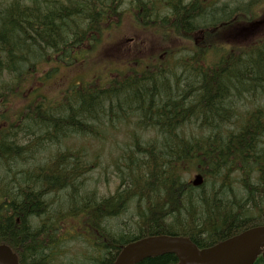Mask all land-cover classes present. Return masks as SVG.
<instances>
[{
	"label": "trees",
	"instance_id": "16d2710c",
	"mask_svg": "<svg viewBox=\"0 0 264 264\" xmlns=\"http://www.w3.org/2000/svg\"><path fill=\"white\" fill-rule=\"evenodd\" d=\"M209 1L224 4L220 0H132L130 10H120L123 0H0V88L18 81L25 75L27 66L32 75H38L39 82L57 73L58 66L72 65L78 50L83 56L92 54L102 33L115 29L124 15L135 17L137 23L145 27L156 26L161 21L166 26L161 33L166 37L170 29L179 30L185 36L196 29V33L202 35L198 27L203 25L211 32L210 36L202 35L210 49L221 46L217 44L219 41L227 44L224 38L231 42L234 34H246V30H240L241 24L237 23L232 24V33H223L204 25V22L214 18L224 20V10L218 4L214 8V2ZM247 4L252 5L249 1ZM138 13L140 16H137ZM110 16L111 22L106 23ZM247 22L249 25L250 20ZM262 38L263 35L248 52H238L239 59L217 54L221 57L214 63L216 68L210 66L212 61L208 66L194 65L196 59L203 58V53L186 54V60L174 63L179 65L176 68L162 66L146 69L140 74V79H133L132 83L122 82L111 90L74 85L72 94L65 92L57 104L48 102L45 107L40 100L42 97L36 94L30 102L32 113L24 114L19 121L18 126L24 129L14 134L11 131L3 137L0 135V176L9 177L13 188L17 186L14 184L16 179L30 189L19 194L20 188L13 192L5 182L1 187L4 193L0 196V212H11L4 216L5 219L0 215V242L10 244L18 252L20 260L17 264H51L54 258L51 245L58 242L53 234L59 230L60 221L69 217L74 219L68 220L88 227L89 236L98 232V241L103 247L102 256L96 259L99 264L115 263L121 246L143 237L182 236L198 251H203L244 229L263 225L264 144L260 142L264 140V104L246 113L241 131L226 132L225 141L219 136L220 125L228 122L223 120L219 123L223 111L235 110L251 96L264 99ZM243 59L244 64L240 65L239 61ZM85 60H80L79 64L85 63ZM134 64L148 66L150 63L147 60ZM45 65L52 66L51 72L37 71V66H42L43 71ZM175 72L180 74L181 79L166 84ZM3 78L7 79L4 85ZM149 88L152 95L147 92ZM138 96L139 106L132 111ZM146 100L150 102L146 109H142L141 102ZM10 104L7 99L0 101V105ZM130 113L141 118L134 123ZM2 114L0 108V119ZM109 118L115 123L111 124ZM130 119L135 138L131 144L124 145V154L112 159L120 166L115 175L118 184L114 193L95 197V201L80 198V195L86 194L79 184L90 177L91 166L79 159L75 151H57L54 159L47 161V167L50 168L49 174L57 176L54 180H65L66 190L67 185L79 186L74 190L78 193L77 199L60 197L57 202L50 203L47 197L51 196L40 198L35 190L41 187L39 176L43 171L40 168H45L46 161L38 162L39 171L37 175H32L34 179L21 180L24 170L20 169L19 175L16 169H31L33 160L26 158L27 153L34 150V143L39 146L33 153V159L37 160L44 155L41 146L46 143L57 144L62 137L71 134L84 137H95L97 134L105 139L106 130L115 127L118 121H122L124 126L129 125ZM189 126L194 129L192 134L186 133ZM148 131L154 135L143 146L139 140ZM13 142L17 143L16 147ZM5 144L14 147L10 150L5 148ZM49 144L46 146L49 147ZM165 156L169 158L163 163ZM94 159L99 160L100 157ZM56 162L72 168L79 166L75 172L59 168L56 171L53 167ZM139 165L144 166L140 174L137 170ZM237 172L240 173L238 193L242 192L244 200L250 204L244 209L235 195L233 180L230 181ZM12 173L15 175L12 176ZM191 173L205 177L201 176L203 182L200 186L186 182L185 176ZM152 176L155 182L150 184ZM130 179L133 188L126 190ZM54 180L47 177L48 183ZM210 180L221 188H208L204 191L207 196L191 195L192 191L203 190ZM4 185L10 190H5ZM132 193L136 198L130 196ZM146 197H158L159 200L157 204L147 203L144 206ZM49 203L57 211L53 214L47 212L42 220ZM131 206L138 207L135 215L137 225L119 230L118 235L110 237L107 244L104 230ZM17 220L19 224H16ZM28 220L31 221L30 229ZM89 236L80 233L65 236L64 240L78 239L67 243L74 252L69 256L72 261L83 258L85 253L76 259V250L90 239ZM28 256L30 259H27ZM137 264L179 262L173 254H163ZM253 264L263 262L258 258Z\"/></svg>",
	"mask_w": 264,
	"mask_h": 264
},
{
	"label": "rangeland",
	"instance_id": "374dc122",
	"mask_svg": "<svg viewBox=\"0 0 264 264\" xmlns=\"http://www.w3.org/2000/svg\"><path fill=\"white\" fill-rule=\"evenodd\" d=\"M134 1V0H133ZM222 2V0H220ZM131 2L132 0H123V4L120 10L126 9V10H130L131 9ZM247 3V0H239L238 3L240 4H244ZM226 4L227 5H220L218 4L220 7V9L224 12H226V10L228 9V7H232L233 5V0H226ZM251 4V3H250ZM252 6V5H251ZM264 15V0H257L256 5L254 7V11L253 13L247 17V21L250 20V24L249 25H240V30L241 29H245L246 30V34H251L253 32V29L255 27V25H262V27L260 28V30H263V26H264V22L262 19V16ZM137 16H140V13H138ZM136 16V17H137ZM149 22V21H148ZM134 26H136L135 24V17H131L126 15L124 18L121 19V21L119 22V25L115 28L110 30L109 32L106 33V35L103 36V38L101 39L99 45H98V49H93L92 50V54L87 55L86 56V60L85 63L83 64H77L73 67H69V68H64L63 66L61 67L62 70H60L56 76L53 77V79H51L49 82L46 83L45 87H44V91L47 95H49L52 98H57L58 96H61V92L68 86V83L72 80H76L78 78L84 80V81H88L91 82L93 80H102V82H104L106 80V83L108 82L109 77L113 78L115 75V72H121V71H126L127 69L133 68V69H140L142 66H139L137 64L138 61H147L149 63H153L155 60H153V57L155 56L156 59L158 57V54L162 51V50H167V47L160 45L157 43V41L153 38L152 35L150 34H143V35H139V33H141L142 31L138 28H135ZM138 33V34H137ZM151 33L153 34H159V32L156 29L151 30ZM161 37L166 38V36L163 35V33H161ZM262 37V36H261ZM224 40L227 43H230V41H228L226 38H224ZM253 37H249L245 44L242 46V50L249 48V47H253L255 46V44L260 40L257 39L254 43V45L252 46V42H253ZM262 42L264 41V34H263V38L261 40ZM180 43H178L179 45ZM218 45H223L224 42L223 41H219L217 43ZM257 45V44H256ZM94 53V54H93ZM244 53V52H242ZM243 55V54H242ZM79 56V55H77ZM181 58L183 60H186V54H182ZM143 59V60H142ZM245 59L239 61V64H244ZM129 64V65H127ZM51 67L50 65H45L43 67V72L44 73H48L51 72ZM177 66H173L171 69L176 68ZM242 74H244L243 72H241ZM180 74L178 72H175L174 75L171 77L170 82H167L166 84L170 85L173 84L174 82L178 81L181 79V77L179 76ZM7 79L3 78L2 80V85H4L6 83ZM44 82V78H42L39 82L37 83H43ZM96 83V81L94 82ZM73 86L74 85H70L67 90L65 92H67L68 94H72V90H73ZM83 86H86V84H83ZM22 86L20 87V89H23ZM26 88H28L27 92H29L31 90L30 84H26ZM260 89V88H259ZM64 92V95H65ZM148 93H151V88H149L147 90ZM152 95V93H151ZM42 98L40 99L42 102L43 107L47 106V97L45 95H40ZM25 97V93L22 94L19 98ZM140 96L137 97V99L135 100V104L132 107V111L136 110L137 107L139 106L140 103ZM150 100H146V101H142L141 102V108L142 109H146V107L148 106ZM252 103V104H250ZM264 104V99H256L253 96H251L250 98L247 99V102L241 106H238L235 108V110H227V111H223L221 116H220V121L225 120V122H227L226 125L221 124L220 125V140H226V132H229L231 130H237V131H241L242 129V122H244V116L246 115V113H248L250 111V109H252L255 106H259V105H263ZM16 106V105H15ZM14 106V107H15ZM130 107V104H129ZM262 107V106H260ZM123 111H121L122 113ZM126 112H123V114H125ZM139 114V113H136ZM130 117L132 119V121L134 123H136V121H139V119L141 118L140 116L138 117L137 115H131L130 113ZM139 118V119H138ZM131 119L129 120V125L124 126L122 121H118L115 124V127H110L108 130H106L107 135L105 139H101L100 137L97 136L94 138L93 141H88V142H83L80 143L77 141H75V139H68L66 141H63L61 143V140L59 143L55 144V143H46L44 145L41 146V150L44 155H42L41 157H39V161L42 163L45 161V156H47L48 158H51L53 156H55L53 154V151H49V153H45L47 152L49 149H53L55 150L56 148L60 147V148H68L71 150H75L79 151L78 157L79 159H83L85 160V162L87 163L90 171V177L83 182V184H79L80 186L82 185L85 189V194L86 195H80V198L87 200L88 198L91 200L93 199L95 201V197L99 198V197H103V196H107L111 193L114 192L116 185L118 184V180L115 178L117 176H115L117 174V169L120 168V166L116 163H114L115 160H112L113 158L117 157L118 155L124 154L125 148L126 146H124L125 144H131V140H134L135 138V131L134 128L132 126V122ZM144 121V120H141ZM102 123V122H101ZM138 126H140L139 122L137 123ZM244 127V125H243ZM137 129V127H136ZM131 132V133H130ZM194 132L193 127L189 126L186 133L187 134H192ZM142 134V133H141ZM154 135V133L152 131H148L145 134H142L141 137H143V139H140L139 142L144 146L145 143L150 142L148 139L151 138ZM15 147L17 146L16 142L12 143ZM49 144V147H47L46 145ZM260 144H264V140L260 142ZM13 145H9V144H5V148L12 150V148L14 147ZM39 147V146H38ZM36 147V148H38ZM46 148V150H45ZM86 149V150H85ZM35 147L33 151H30L27 153V158L26 159H30L33 160L32 161V165L35 164V159H33V153L35 152ZM19 153H21L22 151H18ZM141 152V151H140ZM143 155V153H141ZM159 155V154H158ZM94 157H100L99 160H95ZM158 157V156H157ZM169 158V156H165L163 159V163L166 162V160ZM160 159V158H159ZM139 164V163H138ZM39 163H37L36 165H33L31 167V169H27L23 172L24 177H27L29 175L34 174H38L39 171ZM28 166V163H27ZM79 166L76 165L74 168L68 166V165H58L57 162L54 164V168H56L55 170L57 171V168H59L60 170L64 171V170H68V172H75L76 168ZM2 168L3 165H1ZM26 167V166H25ZM131 167V166H130ZM24 167H17L16 170H18V174H21V170ZM144 166L143 165H139L137 167L138 170V174H140V172L143 170ZM5 169V168H4ZM14 170V171H16ZM82 170V168H81ZM13 171V172H14ZM137 174V175H138ZM195 173H191L190 176L186 177V179L189 181L193 180V175ZM12 176L15 175V173L11 174ZM45 176H49L50 179L54 180L53 178H56L57 176H53L52 174L47 173ZM239 176L240 173L237 172L235 173L232 178L230 179L233 180L232 182V187H234V191H235V195L237 196L238 200L242 202L241 206L244 209L245 207H247L248 205H250L248 202H246L244 200V195L241 193H238L240 185H239ZM21 177V180L23 181H28L29 179H34V177H29V178H24ZM9 177L7 176H0V188L2 187L3 182H5V184H8L13 192H16V189L20 188L21 190L19 191V194L23 193H27L30 191V189L26 188V185L24 183H20L18 182V180L14 181V184H16L17 186L13 188V183L12 180H8ZM119 178V182H120V176L118 175ZM42 179V176H41ZM208 179V178H207ZM41 184L39 186H41L39 189L35 190L37 191V193L39 192V196L40 198L42 197H46V196H51L50 198L47 197V199H49L50 203H55L57 202V199H59L60 197H66L69 200H75L77 199V195L78 193H76L74 190L77 189L79 186H69L68 190H66L64 188L65 180H54L51 183H48L47 179H43L40 180ZM150 184H153L155 182V178L152 176L149 180ZM187 182V181H186ZM129 186L126 188V190H130L133 188V184H132V180H129ZM212 186H216L218 189L221 188L220 186H218L215 182H213L212 180H210L207 184V186L203 189V190H195L191 192V195L193 196H204L205 193L204 191L207 190L208 188H211ZM3 189V188H2ZM4 189L5 190H10L9 188H7L4 185ZM130 196L134 198H136L135 194H130ZM207 196V195H205ZM158 197H146L144 200V206L147 203H151L153 204H157L158 202ZM90 204V202H89ZM91 206V205H90ZM143 206V207H144ZM142 207V208H143ZM136 210H138V207H133L131 206L130 210H128L125 214H123L122 216H118L117 218L114 219L113 224H111L107 229L104 230V235H105V239L104 241H108L110 242V237H114V235H118V231L119 230H126V227L132 226V225H137V221L135 219V215H136ZM234 211H237L236 209H233ZM57 210H55V207L52 206V208L50 207V205H47V210L43 212L42 214V220H44V218L47 216V212H50V214L55 213ZM160 216L162 217V214L159 213ZM56 217L53 216L51 219H54ZM158 217V215H157ZM68 219H74L73 217H69L66 220H64V229L61 230V232L59 233V239L60 240H64L65 236L71 234V230L72 229H80L82 235H86L89 236V229L88 227H86L85 225L82 224L79 225L77 222L74 221H70ZM40 220V222L42 221ZM30 220H28L27 225L29 226L30 229ZM58 236V235H57ZM99 239L98 233L96 234V237L93 238V242H91V240H87L84 243L83 248H77L76 250V259H79L81 256H83L82 259L78 260V261H72L71 258L69 257L70 254H74V252H72L70 250V248L68 247L67 243L69 241H78V239H71V240H64L61 243L57 244L54 248H53V261L51 264H99V262H97L98 257H97V253L95 251L96 248H98L100 246L101 242H97V240ZM82 244H80L79 246H81ZM109 246V245H108ZM85 250V252L83 251ZM56 251V254L54 253ZM96 258H95V257ZM27 259H30V257L28 256ZM97 259V260H96Z\"/></svg>",
	"mask_w": 264,
	"mask_h": 264
},
{
	"label": "water",
	"instance_id": "95a60500",
	"mask_svg": "<svg viewBox=\"0 0 264 264\" xmlns=\"http://www.w3.org/2000/svg\"><path fill=\"white\" fill-rule=\"evenodd\" d=\"M199 184L198 177L194 185ZM157 246H164L163 251L157 252ZM164 253H173L179 264H253L259 256L264 262V226L247 229L201 252L183 237L144 238L126 246L115 264H137ZM0 264H17V259L9 249L0 247Z\"/></svg>",
	"mask_w": 264,
	"mask_h": 264
},
{
	"label": "bare ground",
	"instance_id": "6f19581e",
	"mask_svg": "<svg viewBox=\"0 0 264 264\" xmlns=\"http://www.w3.org/2000/svg\"><path fill=\"white\" fill-rule=\"evenodd\" d=\"M128 119V118H127ZM195 177L196 178H200V184L199 185H197V186H195V187H198V186H200L201 184H202V182H203V180H202V178H201V176H199V175H195ZM194 186V185H193ZM156 237H158V236H156ZM184 238V237H183ZM232 238V237H231ZM186 239V238H185ZM188 240V239H187ZM189 241V240H188ZM226 241V240H225ZM192 244V243H191ZM193 245V244H192ZM195 246V245H194ZM163 249H164V246H157V247H155V250L157 251V252H161V251H163ZM197 249V248H196ZM198 251V250H197ZM198 252H201V251H198ZM164 254H173V253H164ZM160 255H163V254H160ZM115 263H117V258H116V261H115Z\"/></svg>",
	"mask_w": 264,
	"mask_h": 264
}]
</instances>
